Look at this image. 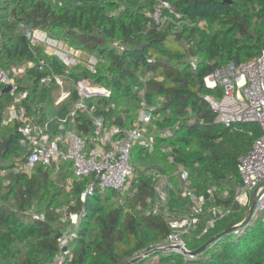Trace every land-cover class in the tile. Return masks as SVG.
Listing matches in <instances>:
<instances>
[{"label":"trees","instance_id":"16d2710c","mask_svg":"<svg viewBox=\"0 0 264 264\" xmlns=\"http://www.w3.org/2000/svg\"><path fill=\"white\" fill-rule=\"evenodd\" d=\"M165 1L173 12L165 10L166 22L157 26L149 17L156 0H0V70L17 85L16 93L10 94L0 84V264L51 263L63 252L57 239L71 227L70 219L63 221L67 213L77 214L79 224L76 238L66 246L64 264H126L163 249L169 219L152 212L157 192L150 178L137 170L142 159L163 169L174 185L171 190L180 195L174 199L170 193L167 213L170 206L174 215L190 212L183 179L175 174L180 166L191 181L189 189L209 199L198 229L184 238L203 234L213 205L231 210L190 250L245 219L247 208L236 202L233 187L241 184L239 159L250 151L260 128L254 123L217 122L205 97L218 99L222 92L219 87L208 89L205 78L264 51V0ZM21 24L94 56L99 61L95 72L82 64L68 68L43 45L32 47ZM40 61L47 67L40 70ZM30 62L34 66L28 67ZM21 67L24 74L15 75L14 68ZM49 74L72 85L70 109L78 101L77 80L110 90L109 96L89 98L88 112H78L74 130L89 138L94 132L92 116L103 119L105 131L117 128L116 137H121L133 127L143 102L156 108L153 123L158 130L171 131V136H158L153 152L133 148L136 176L126 194L101 191L94 177L77 178L71 162L21 170L30 147L22 144L21 124L4 121L16 95L23 92L27 98L22 105L34 124L54 121L52 94L59 86L52 84L42 94L41 80ZM89 187L93 193L82 200ZM211 188L214 200L208 193ZM177 256V264H264V224L251 221L197 256Z\"/></svg>","mask_w":264,"mask_h":264},{"label":"built area","instance_id":"2783aa9c","mask_svg":"<svg viewBox=\"0 0 264 264\" xmlns=\"http://www.w3.org/2000/svg\"><path fill=\"white\" fill-rule=\"evenodd\" d=\"M50 1V0H38ZM104 1V0H101ZM157 5L149 17L157 26H163L166 22L164 11L173 12L172 6L165 0H156ZM25 36L32 47L43 45L68 68L77 65H86L92 72H95L99 62L94 56H88L89 60H83L84 53L70 46L66 41L54 38L51 34L40 29H31L21 24ZM28 67L34 66L30 62ZM47 65L40 61V70ZM25 68L18 72H24ZM17 75V74H16ZM63 78L55 74H49L42 78L43 88H49L52 84L63 85ZM0 84L5 87L12 86L10 94H15L17 85L15 79L8 72L0 70ZM77 90L78 101L74 103L70 111L61 118L59 133L54 134L49 130L50 123L43 126L34 124L27 116V108L22 105L27 98V93H19L14 103L10 106L7 118L4 123L18 121L21 124L20 132L24 137L22 144L30 147L27 161L21 170H28L34 165L51 166L63 162L73 164L74 175L79 178L94 177L101 191L108 189L123 192L129 185L135 169L131 163V152L135 146H140L148 152H153L157 146L158 136H171V131L160 132L153 123V112L155 107H148L145 102L139 111L137 120L132 128L124 130L121 137L117 128L104 130V121L100 117L92 116L94 132L85 136L82 132L74 130L77 123L78 112H88L86 101L97 95H110V90L104 86L92 84L86 79L74 82ZM205 86L208 89L219 87L222 97L217 100L206 96V101L216 113V120L226 126L240 123H254L260 128V136L254 141L250 151L240 157L238 162V173L241 177V184L236 191L235 200L242 207H247L252 202L254 191L257 190L255 207L252 221L262 220L264 223V51L257 57L235 65L227 64L218 68L211 75L205 78ZM65 94L61 95L62 99ZM68 95L65 97L67 98ZM61 131V133H60ZM50 132V133H49ZM54 135H52V134ZM162 134V135H161ZM183 179L181 186L184 188L183 197L190 203V212L176 214L168 217L170 233L164 241L163 249L173 248V252L187 256L183 251H191L185 241V236L198 229L201 216L205 214L208 200L204 195H197L189 189L191 181L185 168L180 166L175 173ZM162 183L156 184L157 178L152 180L156 191L162 200L161 204L154 205L156 214H162V207H167L170 196L169 190L173 189V183L168 176H161ZM159 178V177H158ZM161 180H159L161 182ZM169 189V190H168ZM215 189H209L210 198L214 200ZM93 193L89 187L87 192L82 194L85 200L88 194ZM224 198L229 196V190L222 193ZM231 212L219 205L209 208L210 219L205 224L203 233L214 227L216 221L223 219ZM44 219V216H35ZM71 220V227L61 235L57 241L61 248L67 246L70 240L76 238L79 224L77 214L67 213L63 221ZM64 251L59 253L55 259L48 264H64Z\"/></svg>","mask_w":264,"mask_h":264},{"label":"rangeland","instance_id":"374dc122","mask_svg":"<svg viewBox=\"0 0 264 264\" xmlns=\"http://www.w3.org/2000/svg\"><path fill=\"white\" fill-rule=\"evenodd\" d=\"M83 60L84 61H88L89 59V57L88 56H86L85 54L83 55ZM19 69H24V67H21V68H19ZM19 69H16V68H14V70H13V72H14V74L16 75H19V76H21V75H23L24 74V72H25V70H24V72H22V73H20V72H18L19 71ZM69 89H72V85L71 84H67V82H63V85L62 86H59V87H57V88H55L54 89V91H53V94H52V96H53V98H54V107L56 108V110H57V114H55L53 117H56V120H55V123L54 124H51L50 125V128H49V130L48 131H50V132H52V133H54V134H56L57 135V133H56V131L59 129V127H60V120H61V118H62V116H63V112H64V110L62 109V111H61V105H59V106H56L57 105V103H58V99H59V97L61 96V94L63 93V92H65V91H69ZM49 89H47V91H48ZM220 98H218L217 100H219ZM8 112V111H7ZM66 113V112H65ZM67 114V113H66ZM65 114V115H66ZM45 115V114H44ZM49 132V133H50ZM60 133H61V131H60ZM146 155H144V157H145ZM145 159H142V162H143V164H138V167H137V170H139V172L140 173H142V174H145L146 176H148L149 178H150V180H151V182H152V180L154 179V178H157L158 180H157V182H156V184L158 185V186H160L161 185V183H162V180H161V176H163V177H168V174H166L165 172H164V170L163 169H161L159 166H157V165H151L150 163H149V161H144ZM135 176H136V174L134 173V175L132 176V178H131V181H130V185H129V187L125 190V191H123V192H121V194H126L127 192H128V190H129V188H130V186L132 185V181H133V179L135 178ZM159 177V178H158ZM159 180H161V182L159 181ZM176 188L178 189V188H181V186H176ZM234 189H235V192L237 191V189L239 188V186H235V187H233ZM169 190V189H168ZM157 192V198L156 199H154L153 201H152V211H155V208H154V205H156V204H161L162 203V200L160 199V195H159V193H158V191H156ZM179 192H181V191H179ZM170 193L171 194H174L175 195V197H174V199H178V198H180V195H177L176 196V192L175 191H172L171 189L169 190V196H170ZM250 205H251V201H250V203H249V205L246 207L247 208V210H246V214H247V212H248V210H249V207H250ZM171 207V211H169V213H167L166 211H168V210H166L167 209V207H162L161 208V210H162V214H165V215H174V213H176V211H174L173 210V206H170ZM174 211V212H173ZM173 212V213H172ZM208 219H210V218H208ZM207 219V220H208ZM206 220V221H207ZM252 221V220H251ZM261 222V223H263V221L262 220H258V222ZM257 223V222H256ZM264 224V223H263ZM239 225V224H238ZM195 232V231H194ZM204 234V233H203ZM203 234H201V235H195V236H198V239L197 238H191L190 240L189 239H186L185 238V241H186V243H187V245H188V247H190V246H194L196 243H198L199 242V240H201V238H202V236H203ZM172 254H170V253H168V254H162V253H160V254H158V255H156V256H152V257H150V258H148L145 262H144V264H177L176 263V261L178 260V256L177 255H181V254H178L177 253V255H174V253L173 252H171ZM168 256L169 255V257H168V260L167 261H163L162 260V258L164 257V256ZM184 256V255H183Z\"/></svg>","mask_w":264,"mask_h":264},{"label":"water","instance_id":"95a60500","mask_svg":"<svg viewBox=\"0 0 264 264\" xmlns=\"http://www.w3.org/2000/svg\"><path fill=\"white\" fill-rule=\"evenodd\" d=\"M12 89H13L12 86L8 85L7 87L4 88V92L10 93L12 91ZM256 196H257V190L254 191L251 205H250L249 210H248V212L246 214V217H245V219L243 220L242 223H240L239 225H236V226L224 231L223 233L217 235L216 237H213L205 245H203L202 247H200L197 250H194V251H192V250L191 251H183L184 254L187 255V256H191V257L197 256V255L201 254L206 249V247H208L210 244L214 243L218 238L226 236V235L230 234L231 232H236L238 229H240L242 227H246L251 222V219H252V215H253V211H254V207H255V202H256ZM66 250H67V248L64 247L63 251L65 252ZM167 251H173V248L157 249V250H155L153 252L147 253L144 256H139L137 258H134L133 260L129 261L126 264H137L139 262H144V261H146L148 258H150L152 256H155V255H158L160 253L167 252Z\"/></svg>","mask_w":264,"mask_h":264},{"label":"crops","instance_id":"0c3cea01","mask_svg":"<svg viewBox=\"0 0 264 264\" xmlns=\"http://www.w3.org/2000/svg\"><path fill=\"white\" fill-rule=\"evenodd\" d=\"M44 92H47V88H43V93L42 94H44ZM63 94H65V97L68 95V97L67 98L63 97L62 99L59 97L58 103L56 105V106H59V105L62 104L61 107H60L61 108V111H62V109L63 110L65 109L64 112H63V116L62 117L65 116V114L67 113V111L70 109V105H71V93H70V91H65L61 95H63ZM55 120H56V117H54V121L51 124H54L55 123Z\"/></svg>","mask_w":264,"mask_h":264}]
</instances>
